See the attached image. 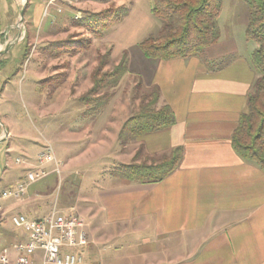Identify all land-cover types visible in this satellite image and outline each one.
<instances>
[{"label":"crops","instance_id":"crops-1","mask_svg":"<svg viewBox=\"0 0 264 264\" xmlns=\"http://www.w3.org/2000/svg\"><path fill=\"white\" fill-rule=\"evenodd\" d=\"M13 1L16 19L0 25V56L27 40L23 2ZM42 2L46 5L47 0ZM141 41L127 43L134 49L131 56L126 45L113 44L117 54L126 53L127 74L144 89L157 90V105L170 109L174 123L130 138L121 152L133 146L128 155L136 163L158 162L174 153L178 161L161 181L128 183L117 178L95 192L83 210L85 261L94 260L106 245L107 250L113 245L118 246L117 252L123 250L126 241L136 256L144 258L139 264H264V170L240 158L231 144L247 111L256 71L239 57L220 70L205 67L217 61L219 40L205 50V60L147 59L138 48ZM131 61L137 67L129 70ZM120 131L115 129L113 139L122 146ZM104 133L98 138L107 140L110 131ZM36 199L39 194L30 196L25 191L12 217L28 219L39 211L45 203ZM16 240L13 245L25 240L23 231Z\"/></svg>","mask_w":264,"mask_h":264},{"label":"rangeland","instance_id":"rangeland-1","mask_svg":"<svg viewBox=\"0 0 264 264\" xmlns=\"http://www.w3.org/2000/svg\"><path fill=\"white\" fill-rule=\"evenodd\" d=\"M26 2L22 3L21 11H24L25 27L28 25L29 28L27 40L13 44L4 56H0V122L5 128L0 127V137L5 131L7 133L0 139V251L8 249L10 254L12 243L22 234L11 223L21 200L1 198V193L13 189L29 172L38 169L36 156L45 144L52 148L60 173L48 174L27 188L26 195L37 193L39 199L36 200L45 203L39 211L27 216L32 221L48 217L53 211L63 213L64 209L72 208L78 209L85 220L86 202L99 188H107L115 182L120 166L133 162L128 155L134 151L133 146L125 149L126 153L121 152L125 144L121 146L115 141L113 133L115 129L121 130L137 112L139 95H150L153 90L142 86L139 90V81L126 73L115 87L100 91L101 95H111L100 110L87 114L89 107L83 106L80 100L92 88L91 74L97 66L98 54L110 52L105 70H111L126 59V53L117 54V46L126 45L127 54L131 56L134 49L127 43L156 34L162 24L150 15L149 0H66L64 4L57 3L61 13H57L55 7H49L46 17L43 16L46 5L42 0ZM120 7L125 8L127 17L110 26L100 37L92 36L86 28L74 23ZM16 15L13 0H0L2 27L16 19ZM247 22L245 1L222 0L217 19L218 58L212 64L205 63V67L220 70L239 57L246 59L259 76L252 60L255 44L245 36ZM148 27L149 31L145 33ZM87 39V48L79 44L74 53L66 47L73 48V41L83 43ZM193 58L206 59L205 54ZM130 63L129 70L137 67L135 62ZM108 130L107 140L98 138ZM125 156L127 160L123 162L121 159ZM16 160L21 161V165H15ZM54 168L53 163H48L43 169L48 173ZM125 243L123 250L118 252V246L113 245L107 250L106 245L100 248L102 250L94 260L85 261L86 246L84 263L139 264L144 260L135 255L136 250L129 246L132 244ZM134 243L137 244V240Z\"/></svg>","mask_w":264,"mask_h":264},{"label":"trees","instance_id":"trees-1","mask_svg":"<svg viewBox=\"0 0 264 264\" xmlns=\"http://www.w3.org/2000/svg\"><path fill=\"white\" fill-rule=\"evenodd\" d=\"M149 1L151 16L162 24L156 34H149L138 44L145 58L172 60L202 57L205 50L219 40L217 19L222 0ZM243 1L248 7L245 36L255 44L252 60L259 76L247 97V111L239 119L231 137V144L240 158L253 162L264 170V0ZM125 17L127 11L120 7L115 11L107 9L92 14L74 23L86 28L92 36L100 37L110 26L119 24ZM88 42V39L83 43L75 40L73 48L69 45L66 47L74 53L80 47L79 44L87 48ZM109 61L110 52L98 54L97 66L91 74L92 88L80 100L83 106L89 107L87 114H92L107 104L111 95H101L100 91L115 87L127 73L126 59L121 60L111 70H105ZM137 88L140 90V82ZM139 96L137 112L124 123L120 131L122 144L134 136L168 129L174 123L173 115L167 106L157 107L159 95L156 89L150 95ZM177 161L176 153L170 158L165 157L161 161L151 163L138 164L133 159L131 164L120 166L115 175L128 183H154L165 178L175 168Z\"/></svg>","mask_w":264,"mask_h":264},{"label":"built area","instance_id":"built-area-1","mask_svg":"<svg viewBox=\"0 0 264 264\" xmlns=\"http://www.w3.org/2000/svg\"><path fill=\"white\" fill-rule=\"evenodd\" d=\"M65 1L47 0L43 16H48L49 7H55L57 13H61L57 3L64 4ZM20 26L23 31L24 27L22 24ZM4 136H7L6 131L2 137ZM36 162L38 169L29 172L13 189L3 191L1 198H22L29 186L48 175L43 169L48 163L55 165L53 173L59 175V165L49 145L45 144L42 151L37 154ZM21 163L19 160L15 161V165ZM11 223L14 228L23 231L25 240L12 246V255L8 249L1 250L0 264H85L83 249L88 242L83 231L84 220L79 214L73 211L68 213L53 211L48 217L36 221L28 220L24 215H17L11 218Z\"/></svg>","mask_w":264,"mask_h":264}]
</instances>
